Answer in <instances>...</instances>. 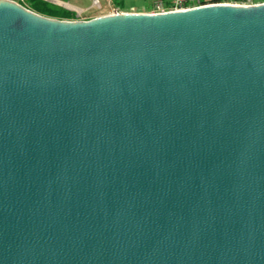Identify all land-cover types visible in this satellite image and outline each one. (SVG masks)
<instances>
[{
  "label": "water",
  "instance_id": "obj_1",
  "mask_svg": "<svg viewBox=\"0 0 264 264\" xmlns=\"http://www.w3.org/2000/svg\"><path fill=\"white\" fill-rule=\"evenodd\" d=\"M0 264H264V3L0 0Z\"/></svg>",
  "mask_w": 264,
  "mask_h": 264
},
{
  "label": "built area",
  "instance_id": "obj_2",
  "mask_svg": "<svg viewBox=\"0 0 264 264\" xmlns=\"http://www.w3.org/2000/svg\"><path fill=\"white\" fill-rule=\"evenodd\" d=\"M10 1L20 4L23 0H10ZM263 3L264 1H256V0H170L169 4H164L162 1L158 0L153 2L151 8L145 14L156 15V14H165L171 12H182L199 7L221 6V5L250 7ZM92 4L94 6H98L99 2L98 0H93ZM120 13L122 12L119 11V9L114 8L112 9L111 14L109 15H116ZM74 21H79V20H74Z\"/></svg>",
  "mask_w": 264,
  "mask_h": 264
},
{
  "label": "rangeland",
  "instance_id": "obj_3",
  "mask_svg": "<svg viewBox=\"0 0 264 264\" xmlns=\"http://www.w3.org/2000/svg\"><path fill=\"white\" fill-rule=\"evenodd\" d=\"M42 1L45 3H48L50 6H52L55 9H58L60 11L65 10V11H69V12H72L75 14V17L73 19L66 20V21H74V20L89 21V20L94 19L96 17L109 15V14H111L112 9H114L111 2L106 3L107 0H99L100 3L98 6H94L92 4L93 0H42ZM141 1L142 0H134V2H136V4H140ZM256 1H264V0H256ZM57 2H61L64 4L71 5L75 8H77L80 12L77 13L75 10L68 9L63 5L58 4ZM21 4L23 6H26V8L29 7L27 0H23L21 2ZM145 8H146V6L143 8L142 11L146 12L147 10H144ZM132 11L133 10H131V9L126 10V12H128V13H134ZM126 12H122V13H126ZM53 19H56V18H53ZM58 20H61V19H58Z\"/></svg>",
  "mask_w": 264,
  "mask_h": 264
},
{
  "label": "trees",
  "instance_id": "obj_4",
  "mask_svg": "<svg viewBox=\"0 0 264 264\" xmlns=\"http://www.w3.org/2000/svg\"><path fill=\"white\" fill-rule=\"evenodd\" d=\"M30 11L39 14L41 16H45L48 18H56L61 20H71L75 17V14L65 10H58L50 6L48 3L43 2L42 0H27ZM21 4V3H20ZM22 5V4H21ZM23 6V5H22ZM26 7V6H24ZM119 9V11L123 12L122 8L114 7Z\"/></svg>",
  "mask_w": 264,
  "mask_h": 264
},
{
  "label": "crops",
  "instance_id": "obj_5",
  "mask_svg": "<svg viewBox=\"0 0 264 264\" xmlns=\"http://www.w3.org/2000/svg\"><path fill=\"white\" fill-rule=\"evenodd\" d=\"M155 1H158V0H142L140 4H136L134 0H107L106 3L111 2L113 7L122 8L124 10L123 12H126V10L131 9L133 10L132 12L134 13H147L148 10L151 8L152 3ZM159 1H162L164 4L170 3V0H159ZM145 6L146 8L144 10H147L146 12L142 11Z\"/></svg>",
  "mask_w": 264,
  "mask_h": 264
},
{
  "label": "bare ground",
  "instance_id": "obj_6",
  "mask_svg": "<svg viewBox=\"0 0 264 264\" xmlns=\"http://www.w3.org/2000/svg\"><path fill=\"white\" fill-rule=\"evenodd\" d=\"M58 4H60V5H63V6H65L66 8H68V9H72V10H75L77 13H79L80 11L77 9V8H75V7H73V6H71V5H68V4H64V3H61V2H57Z\"/></svg>",
  "mask_w": 264,
  "mask_h": 264
}]
</instances>
